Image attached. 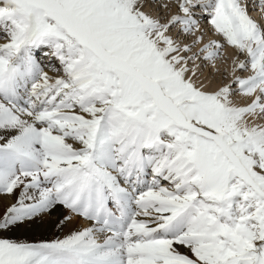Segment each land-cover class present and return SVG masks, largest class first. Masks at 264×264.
Masks as SVG:
<instances>
[{
  "label": "snow or ice",
  "instance_id": "obj_1",
  "mask_svg": "<svg viewBox=\"0 0 264 264\" xmlns=\"http://www.w3.org/2000/svg\"><path fill=\"white\" fill-rule=\"evenodd\" d=\"M0 264H264V0H0Z\"/></svg>",
  "mask_w": 264,
  "mask_h": 264
},
{
  "label": "bare ground",
  "instance_id": "obj_2",
  "mask_svg": "<svg viewBox=\"0 0 264 264\" xmlns=\"http://www.w3.org/2000/svg\"><path fill=\"white\" fill-rule=\"evenodd\" d=\"M226 53H229L228 51H226ZM57 235L59 236H63L64 233H55V232H50V233H47V234H37L35 236H31L29 237V239H41V238H46V239H53L55 238Z\"/></svg>",
  "mask_w": 264,
  "mask_h": 264
},
{
  "label": "rangeland",
  "instance_id": "obj_3",
  "mask_svg": "<svg viewBox=\"0 0 264 264\" xmlns=\"http://www.w3.org/2000/svg\"><path fill=\"white\" fill-rule=\"evenodd\" d=\"M254 18H256V17L254 16ZM226 51L230 52V50H227V49H226Z\"/></svg>",
  "mask_w": 264,
  "mask_h": 264
}]
</instances>
